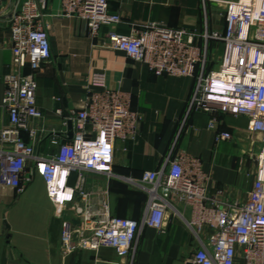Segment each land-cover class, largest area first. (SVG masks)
<instances>
[{"label": "built area", "instance_id": "obj_1", "mask_svg": "<svg viewBox=\"0 0 264 264\" xmlns=\"http://www.w3.org/2000/svg\"><path fill=\"white\" fill-rule=\"evenodd\" d=\"M61 5V13L83 20L93 37L103 26L122 21L120 14L109 10V0H61ZM46 6L47 0H17L13 8V62L4 77L3 98L9 122L0 129V183L23 192L31 180L27 162L35 159L31 173L44 178L55 205L72 203L81 219L78 227L65 225L62 242L68 253L111 247L127 256L144 226L164 228L172 200H176L192 207L188 224L198 247L191 264H264V0L225 1V31L205 34L206 39L224 45L221 62L209 71H205L207 55L199 47L197 31L151 22L130 34L107 33L111 47L146 63L156 74L195 77L190 109L209 114V128L216 127L219 114L243 115L249 119V132L261 135L256 176L244 203L229 200L222 189L210 194L211 177L202 159L180 150L159 169L132 179L149 195L141 221L112 215L108 200L96 212L83 204L89 199L84 189L86 172L112 173L116 141L135 139L139 132L131 95L110 89L105 73L89 78L85 106L72 112L76 120L73 138L60 143L57 153L36 157L34 146L22 136L23 131L36 135L29 121L40 115L37 75L51 58L50 38L42 20ZM200 63L203 68L198 73ZM230 138V132L216 133L217 141ZM73 172L77 183L70 186Z\"/></svg>", "mask_w": 264, "mask_h": 264}, {"label": "crops", "instance_id": "obj_2", "mask_svg": "<svg viewBox=\"0 0 264 264\" xmlns=\"http://www.w3.org/2000/svg\"><path fill=\"white\" fill-rule=\"evenodd\" d=\"M17 0H0V129L8 124L3 107L4 77L12 70L13 53L10 20ZM227 0H109V10L122 21L103 26L93 37L87 24L61 13V0H47L43 22L51 43V58L37 75V106L40 115L29 121L36 131L23 138L34 146L41 159L57 153L60 143L73 136L69 121L73 111L85 106L87 82L94 73H105L107 86L131 95V108L139 116L135 139L117 140L113 172L87 171L84 189L89 199L83 204L99 211L103 201L110 203L114 216L141 221L148 193L135 185L144 171L162 167L167 158L185 150L202 159L211 177L209 193L218 189L231 201L244 203L250 196L256 176L255 155L262 146L261 135L248 130L243 115L219 114L216 127L209 128L210 115L190 109L197 79L188 76L156 74L143 62L111 47L107 33L130 34L151 22L200 33L198 44L207 55L205 71L215 69L222 59L224 45L205 34L223 33L227 26ZM203 64L197 66L202 71ZM29 68L26 69L28 71ZM98 89H101L98 87ZM90 128V126L88 125ZM227 131L230 139L216 140ZM35 159L27 162L31 180L23 192L0 183V264H190L198 247L188 222L192 207L172 200L162 230L144 226L134 249L120 256L111 247L98 251L63 247L65 225H81L72 203L58 207L48 195L44 178L31 173ZM77 183L73 172L69 185Z\"/></svg>", "mask_w": 264, "mask_h": 264}, {"label": "water", "instance_id": "obj_3", "mask_svg": "<svg viewBox=\"0 0 264 264\" xmlns=\"http://www.w3.org/2000/svg\"><path fill=\"white\" fill-rule=\"evenodd\" d=\"M69 127L72 129V131L70 132V135L73 136V121L72 120L69 121Z\"/></svg>", "mask_w": 264, "mask_h": 264}]
</instances>
